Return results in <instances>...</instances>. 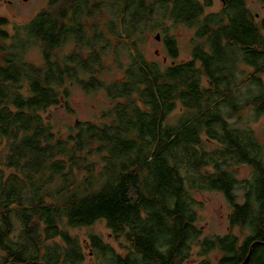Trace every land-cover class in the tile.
Instances as JSON below:
<instances>
[{
  "label": "trees",
  "instance_id": "obj_1",
  "mask_svg": "<svg viewBox=\"0 0 264 264\" xmlns=\"http://www.w3.org/2000/svg\"><path fill=\"white\" fill-rule=\"evenodd\" d=\"M122 2L102 29L95 0H56L13 35L0 18V264H80L66 228L99 221L130 250L123 257L93 238L108 264H214L211 253L244 264L251 252L247 264H264V130L232 124L264 115V16L248 0H224L215 13L200 0ZM179 27L195 30L189 60ZM154 31L167 63L143 50ZM34 48L40 65L28 60ZM113 71L123 75L105 80ZM73 86L104 92L111 106L101 123L63 134L44 113L73 115ZM205 191L232 206L227 236L202 239L195 194ZM235 229L249 237L240 242ZM196 247L206 260L190 263Z\"/></svg>",
  "mask_w": 264,
  "mask_h": 264
},
{
  "label": "rangeland",
  "instance_id": "obj_2",
  "mask_svg": "<svg viewBox=\"0 0 264 264\" xmlns=\"http://www.w3.org/2000/svg\"><path fill=\"white\" fill-rule=\"evenodd\" d=\"M40 1H42L41 5L32 1L29 8H21V12L17 13V17H15L13 13L8 14L7 12L0 10V18H6L10 23L7 30L11 35L14 34V26L17 23H19V25H24L39 15V10L41 7H44L45 0ZM122 1L123 0H95V2L99 4V9L94 11L93 17L98 23L100 29L103 28V22L111 21L110 17H113L111 5L116 3L121 7L124 5ZM200 1L202 3L211 2V7L207 8V13L219 12L223 8V1L221 0ZM248 5L255 15L258 17L264 16V7L257 0H248ZM92 21L93 20H88L87 23L92 24ZM96 26L87 28L86 35L92 37L91 35L95 32L94 29L97 28ZM173 33L179 40L182 60H189L193 48L191 41L193 40L195 30L179 27L176 30H173ZM103 34L106 37L109 32H104ZM158 36H160V40H157ZM72 49L73 47L69 46L67 51L70 52ZM143 50L149 60H157L162 63H167L163 37H161L160 31H154L148 36V42ZM28 60L36 65H40L43 61L41 50L39 48L32 49L29 52ZM107 62L110 65L115 63L112 58H109ZM170 62L171 61H168V64H170ZM112 73L114 75L108 73L104 76V79L108 81L112 76L121 77L123 75L122 72L117 71H113ZM71 92L72 97L69 100V106L73 111V115L69 114L66 107L53 108L44 113L47 121L52 123L55 130L67 134L69 126H73L80 122L97 121V123H101L100 116H102L103 112L111 106L106 94L104 92L88 94L79 86H73ZM178 114L179 112H176L170 118L171 124H176L178 122ZM243 114V119H241L240 116H237L232 120V124L239 127H252L260 132L264 130V115L256 118L253 112ZM239 170L240 178L242 179L249 178L253 172V170L247 166L241 167ZM195 199L203 205V209L199 212L201 220L198 224L203 234L202 239L217 236L223 237L231 233L229 218L232 213V206L224 194L212 191L198 192L195 194ZM66 229L70 232V235L76 239V242L80 246L81 253L84 255V259L80 264H108V259L111 258V254H109L107 258L104 257L98 249L92 246L93 238H101L103 243L109 246V249L123 257H125L130 251L124 238L115 237L105 221H99L91 227ZM234 234L240 238V242H243L246 240L245 238L249 237L250 233L247 232L244 235L240 230L235 229ZM56 242H60V246L66 248L65 242L61 239H57ZM192 253L193 258L190 263H200L206 260L205 257H200L199 248L196 247ZM210 260L214 264H219L220 257H217V254L215 253H211Z\"/></svg>",
  "mask_w": 264,
  "mask_h": 264
},
{
  "label": "flooded vegetation",
  "instance_id": "obj_3",
  "mask_svg": "<svg viewBox=\"0 0 264 264\" xmlns=\"http://www.w3.org/2000/svg\"><path fill=\"white\" fill-rule=\"evenodd\" d=\"M32 1H35L41 5L40 0H0V10L7 12L8 14L13 13L17 17V13L21 12V8H29ZM56 0H45L44 7H41L39 12L48 7L52 2Z\"/></svg>",
  "mask_w": 264,
  "mask_h": 264
},
{
  "label": "water",
  "instance_id": "obj_4",
  "mask_svg": "<svg viewBox=\"0 0 264 264\" xmlns=\"http://www.w3.org/2000/svg\"><path fill=\"white\" fill-rule=\"evenodd\" d=\"M221 1H224V0H221ZM157 40H160V36H158V37H157ZM251 254H252V252L250 253V257H251ZM250 257H248V259L245 261V263H244V264H247V263H248V261H249Z\"/></svg>",
  "mask_w": 264,
  "mask_h": 264
}]
</instances>
